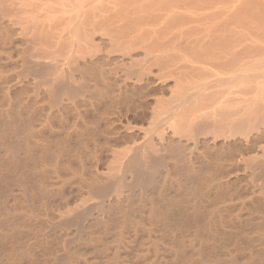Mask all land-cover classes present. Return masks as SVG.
Wrapping results in <instances>:
<instances>
[{
  "label": "bare ground",
  "instance_id": "1",
  "mask_svg": "<svg viewBox=\"0 0 264 264\" xmlns=\"http://www.w3.org/2000/svg\"><path fill=\"white\" fill-rule=\"evenodd\" d=\"M31 1L0 0V264H264L260 0H87L57 46Z\"/></svg>",
  "mask_w": 264,
  "mask_h": 264
},
{
  "label": "rangeland",
  "instance_id": "2",
  "mask_svg": "<svg viewBox=\"0 0 264 264\" xmlns=\"http://www.w3.org/2000/svg\"><path fill=\"white\" fill-rule=\"evenodd\" d=\"M103 1L105 7L112 8L115 5L114 0H103ZM251 1L252 0H222L220 5H218V9L215 7L214 11L211 10V12L210 11L209 12L212 14L219 13L222 16L221 18H225V17L227 18L228 16L233 15L235 12L237 13L239 8H241L243 5ZM99 2H101V0H93L92 4L95 5L98 4ZM222 2L230 3L229 5H234L237 9H234L229 13L228 10L224 9L226 4ZM31 3L32 6L28 5L26 7L28 13L25 15H21L20 17H23L24 19L26 18L30 23H36L39 29L38 33H40V36L47 38V40L50 42L49 44L50 46L51 45L57 46L56 41H60L61 34L65 35L68 33L69 22L71 18L75 15V12H77L78 10L77 6L83 4L84 6H86V9H88L91 5L87 0H32ZM260 3L262 4V6H264V0H260ZM207 12L208 11H206L205 13ZM209 12L207 14H209ZM218 22H220V20ZM257 23L258 22L254 21L253 27L260 26V24ZM255 24L256 26H254ZM262 29L264 31V28ZM62 40L63 41H61V43L66 42L65 41L66 39L64 40L63 38ZM55 46L51 51H54L56 49ZM7 71H8L7 74L9 72H10L9 74H11L12 73L11 71L13 70H7ZM72 124H73V119L70 118V125Z\"/></svg>",
  "mask_w": 264,
  "mask_h": 264
}]
</instances>
